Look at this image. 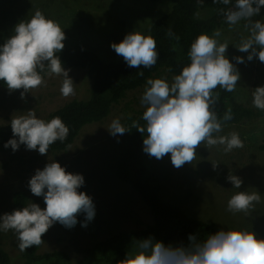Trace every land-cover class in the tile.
I'll list each match as a JSON object with an SVG mask.
<instances>
[{
	"label": "clouds",
	"instance_id": "1",
	"mask_svg": "<svg viewBox=\"0 0 264 264\" xmlns=\"http://www.w3.org/2000/svg\"><path fill=\"white\" fill-rule=\"evenodd\" d=\"M199 2L202 4L203 0ZM214 3L229 6L218 11L230 31L237 26L244 30L239 42L232 45L239 52L247 53V61L258 58L264 63V18L256 19L264 8V0H235L234 3L214 0ZM167 34L175 36L171 29ZM221 37V29L211 35L199 34L187 53L189 63L171 82L167 77L147 80L141 98L145 124L141 126L133 121L131 127L146 133L143 151L148 156L161 160L170 154L172 165L179 169L186 163L192 164L202 145L209 151L223 146L224 153L244 148L239 132L224 133L226 122L233 119L232 108L222 118L215 110L220 99V93L215 90L219 87L234 92L241 78L237 65L245 63L243 56L234 57L236 63L232 62L226 54L230 43ZM65 39L60 24L36 9L30 18L18 22L13 34L0 45V81L10 93L22 89L20 96L25 99L27 93L46 85L45 76H55L62 78L61 95L75 96L76 84L69 75L71 69H65L58 55L65 47ZM111 48L130 68H151L159 57L155 38L137 30L127 33L121 42H113ZM251 97L252 106L264 111V86L252 89ZM16 113L9 121L13 137L4 144L13 152L24 145L26 150L47 155L50 145L65 141L69 135V127L58 115L46 121L38 118L36 109ZM107 130L114 137L130 132L120 118L113 119ZM219 165L212 163L213 170ZM226 179L234 188L241 189L242 178L231 170ZM84 184L82 174L68 172L59 162L49 159L43 169H36L28 182L31 193L43 197L46 207L29 200L23 208L4 213L0 216V232L12 231L23 252L44 243L42 236L56 223L71 229L83 214L81 226L87 228L96 216V206L92 197L79 191ZM259 203V191H237L227 201V210L247 216ZM188 240L187 245L166 244L153 237L136 240L117 264H264V238L249 228L221 229L204 239L190 234Z\"/></svg>",
	"mask_w": 264,
	"mask_h": 264
},
{
	"label": "rangeland",
	"instance_id": "2",
	"mask_svg": "<svg viewBox=\"0 0 264 264\" xmlns=\"http://www.w3.org/2000/svg\"><path fill=\"white\" fill-rule=\"evenodd\" d=\"M170 5L151 0H0V45L13 34L15 25L30 18L36 9L46 17L57 21L64 29L65 47L83 46L96 50L105 60L122 59L111 48L113 42L119 43L133 30L149 35L152 22L170 10ZM210 9L199 11L198 15L208 16ZM264 18V8L256 19ZM221 39L230 43L227 55L245 57V63L238 64L240 80L235 90L237 98L252 106L251 91L264 86V63L258 58L247 61V53L239 52L234 45L239 42L244 31L241 26L229 30V26L219 27ZM64 47V48H65ZM71 69L70 77L75 86V96L63 97L60 93V77L45 76L46 85L32 90L21 99L20 92H9L0 87V125L7 124L13 113L36 109L38 118L48 120L49 114L73 98L89 96L92 77L85 69ZM172 75L164 72L152 78ZM145 86L130 90L122 100L113 105L110 113L102 120L86 124L74 142L66 150H49L40 155L38 150L0 152V216L16 208L12 202L13 192L22 189L29 200L45 208L43 197L34 196L28 182L36 169L50 160H55L68 172L82 174L85 184L79 191L86 192L96 206V216L87 228L81 226L84 215L78 216V223L69 229L60 223L54 224L43 236L38 253L64 250L69 238H77L85 246L101 240L111 233L138 229L152 222L149 207L139 192L129 183L116 176L119 154L126 143L124 135L112 136L107 128L111 121L120 118L124 124L126 114L145 110L141 98ZM20 111V112H18ZM125 125V124H124ZM237 131L244 141V148L224 153L223 146L211 151L203 145L197 149L192 164L175 168L170 154L163 159L152 158L149 165L161 183V197L180 206L189 216L213 222L221 230L249 228L264 238V150L259 145L264 141V116L245 120L238 124L226 125L224 133ZM223 134V133H222ZM212 163H219L213 170ZM243 180L241 189H236L226 179L229 171ZM259 191L261 203L255 206L250 215L233 214L227 210V201L237 191ZM0 246L8 251L11 264H22L24 258L18 248V241L12 231L0 232ZM49 263L38 261L33 264Z\"/></svg>",
	"mask_w": 264,
	"mask_h": 264
},
{
	"label": "trees",
	"instance_id": "3",
	"mask_svg": "<svg viewBox=\"0 0 264 264\" xmlns=\"http://www.w3.org/2000/svg\"><path fill=\"white\" fill-rule=\"evenodd\" d=\"M151 1L171 6L170 10L156 18L150 26L149 34L157 41L156 50L159 53L153 67L130 68L123 58L108 61L96 50L83 46L65 47L58 53L65 68L85 69L92 77V83L88 97L73 98L49 114L48 120L58 115L70 129L67 139L63 142L56 141L50 145L49 150H66L86 124L107 117L113 105L120 102L128 91L145 86L149 78L164 72L172 76L179 74L189 63L187 53L191 42L201 33L211 35L217 28L228 25L218 9L229 6L214 3V0H203L202 4L199 0ZM206 9L211 10L208 16L197 15L199 11ZM169 29L175 36H168ZM0 87L7 86L0 81ZM215 91L220 93L215 109L218 115L222 118L225 111L232 108L233 119L226 122V125L264 116V111L241 102L235 91L226 92L219 87ZM143 111L137 110L125 116L124 124L130 132H126L127 140L118 157L116 176L139 192L151 211L152 222L138 229L111 233L87 246L75 237L69 238L66 248L71 249L70 253L64 250L38 253L39 246H32L22 252L25 259L22 264L38 261L49 262L43 264H117L125 258L136 240L153 237L166 244L187 245L190 234L204 239L207 234L220 231L215 223L191 217L180 206L161 197V183L149 165V160L153 157L143 151V135L146 136V133L141 134L131 127L133 121H138L141 126L145 124L142 119ZM12 137L10 123L0 125V152H13L11 148L4 147ZM24 147L21 145L19 149ZM259 148L264 150V141ZM12 202L16 209L26 206V192L22 189L15 190ZM0 264H11L10 254L1 246Z\"/></svg>",
	"mask_w": 264,
	"mask_h": 264
}]
</instances>
